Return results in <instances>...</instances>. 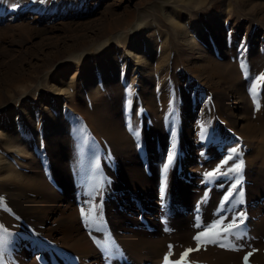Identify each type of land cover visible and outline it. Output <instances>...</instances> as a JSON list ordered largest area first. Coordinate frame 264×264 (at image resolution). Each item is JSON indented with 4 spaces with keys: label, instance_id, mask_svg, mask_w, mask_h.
<instances>
[{
    "label": "bare ground",
    "instance_id": "6f19581e",
    "mask_svg": "<svg viewBox=\"0 0 264 264\" xmlns=\"http://www.w3.org/2000/svg\"><path fill=\"white\" fill-rule=\"evenodd\" d=\"M213 21V24L209 23V20L201 21L199 27L194 23L189 28L180 21L175 24L181 34L180 50L188 63V71L199 75L201 79L204 78L203 80H206L209 75L214 83L211 84V89L215 93L218 116L216 119L214 115H210L203 126L199 124L202 126V135L204 132L205 135L198 138V141L201 142L204 152L215 155L224 144L233 140L232 134L229 135L230 132L238 137L241 136L250 148L247 151L249 169L247 176L253 184L249 186V189L255 197H258L262 195L264 189V150L261 143L264 130L258 132V123L248 116L250 107L244 96H237L235 101V104L239 103L237 107L242 110L240 117L227 112V107L229 108L230 105L227 95L233 87L228 81L229 75L226 69L223 71L218 68L219 65L215 64L216 59L213 55L223 56L228 50L224 48L221 23L215 19ZM196 31L199 35L197 40L194 35ZM187 32L191 34L190 37ZM117 33L115 36H120ZM145 33L133 32L124 39L133 52L130 50L121 52L108 48L101 50L99 54L103 57L99 61L95 60L96 58L93 61L84 60V69L78 79L74 81V74L69 84L50 86L47 91L52 101L43 103L40 101V105L34 104L39 92L43 90L40 84L30 87V91L24 90L27 84L21 86L22 91L20 88L19 91L17 88L14 89L16 106L23 102L25 109L18 108L12 115L3 113L0 117V123H3L0 135L6 142L0 152V197L3 198L0 202V227L7 230L12 238L9 241L5 239L4 243L0 244V264H162L165 253L169 252V245L173 246V256L170 259H179V254L185 248H195L192 238L199 229L192 224L195 207L203 203L199 201V198L207 193L206 198L213 199L216 197V192L221 193L225 188L226 182L221 181L215 184L209 179L198 180L192 177L193 174L188 175L185 163L191 159L187 154L184 156L186 158L180 162L181 165L177 163V166L172 163V155L171 158L169 157L171 164L168 159L170 166L166 168V176L157 174V169L153 165L159 157L157 159L154 152L151 155L152 166L149 167L146 164L143 168L142 164L146 158L139 157L134 140L132 141V136L129 137L127 130L125 133L124 125L130 129L131 124L135 123L134 129L142 131L140 136L139 133L136 132V134L146 152L148 147H152L154 141L164 143L162 139L167 133L161 125L157 124L154 129L155 122L151 123V126L147 123L148 116L156 115L153 95L154 92L162 93L161 91L167 86V72L165 65H159L166 61V49L161 48L162 50L155 52L156 37L151 35L140 40L145 37ZM209 36L215 38L216 47L208 45L206 38ZM118 38L120 40V37ZM144 46L147 50L146 54H143ZM128 55L135 58L136 66L131 69L130 75L125 73L133 59ZM72 63L76 67L80 65L77 58ZM222 83L227 85H221ZM103 85L110 90L111 94L108 95L110 100L104 101L101 98L100 89ZM28 96L32 97L33 103L29 102ZM85 99L91 101L89 105H92V111L89 110ZM5 109L7 107H4ZM75 113L84 115V120L81 121L84 122L85 139L81 149L77 146L74 153V149L69 144L72 138L69 137V130L76 125ZM93 114L104 118V123H93L91 120ZM239 119L242 121L240 125ZM180 123L183 128H181V136H185V139L189 138L192 130L188 128V122L183 117ZM13 124L17 133L6 137L2 131ZM176 132L175 130L173 133ZM108 146L112 147L110 151L115 155L113 160L110 156H106ZM80 150L86 155L84 159L88 165L108 171L110 179L112 177L115 181L113 189L117 192L116 194L110 187L104 189V209L96 219V230L90 234L82 232L75 218V211L70 208L71 197L77 196L78 185L75 183V174L72 173L66 159L71 157L73 160L72 153L77 155ZM89 151L95 155L92 159L87 156ZM80 155L79 153L78 158L81 160ZM98 155L100 158L103 156L105 160L100 161ZM183 155L185 153H180V156ZM95 162L100 163L95 165ZM146 163L149 164L148 160ZM189 169L192 170V168ZM86 173L84 170L79 173L82 177L81 183L84 177H88ZM118 184L121 185L118 186ZM162 194L164 198H157V195L162 197ZM158 201L162 204L161 206ZM218 203L216 201V205ZM210 205L211 202L204 208L208 210ZM67 209L68 212L63 213ZM213 209L217 210L218 207L214 206ZM253 215L257 219L250 220L248 223L243 220V224L233 229L235 235L240 237L239 240H236L233 235H228L227 240H224L222 233L220 241L227 242L229 248L217 249L219 257L213 264H244L243 257L249 252L251 255L248 257L247 264H264L262 258L264 201L257 204ZM13 216L18 217L22 223L15 221ZM209 217V220L205 219V221L211 224L219 219L222 227H227L233 220L231 216L213 218L211 215ZM159 222H169V225L166 229L161 227V230H157L155 228L160 226ZM103 223L108 226L107 229L102 227ZM21 224L29 225L31 233L24 237L16 234L22 231L19 230ZM147 224L153 227L151 233ZM165 231L172 232L166 234L163 233ZM105 232L111 235V244L105 240L107 235ZM26 237L31 238L30 243L25 241ZM206 245L192 252L187 264H193L189 262L190 259L196 260L201 256L200 253L204 254L205 252L201 251ZM233 245L239 250H232ZM209 247L208 251L211 250ZM254 248L258 249L257 252H253Z\"/></svg>",
    "mask_w": 264,
    "mask_h": 264
},
{
    "label": "rangeland",
    "instance_id": "374dc122",
    "mask_svg": "<svg viewBox=\"0 0 264 264\" xmlns=\"http://www.w3.org/2000/svg\"><path fill=\"white\" fill-rule=\"evenodd\" d=\"M0 13V117L3 116V113L12 115L14 110L18 108L25 109L23 102L16 106L14 98L16 96L13 94L15 88L22 91L21 86L27 84L24 90L28 89L30 91V87L40 84L43 90H41V93L39 92L34 104L40 105V101L42 103L52 101L53 99L49 98V91H47L50 86L61 83L69 84L72 82L70 79L74 74V81L76 78L78 79L84 69V60L93 61L96 58L95 60L99 61L103 57L99 54L101 50L108 48L121 52L129 50L133 52L129 49V44L124 41L133 32H146L145 37L140 40L154 35L157 45L155 52L159 49H166V61L159 65L163 64L166 67L167 86L160 94L154 92L153 100L156 115L148 116L147 123L151 126L155 122L153 124L154 129L157 124L163 127L165 133L167 132L165 138L162 139L164 143L154 141L151 145L152 149L147 145L148 151L146 152L138 137L142 134V131L134 129L135 123L131 124L130 129L124 125V129L126 127L125 133L128 132L129 137L132 136L131 139L134 140L135 150L138 151L139 157L146 158L145 160L149 162L148 164L145 161L142 164L143 168L146 164L149 167L152 166L151 155L154 152L157 159L158 157L159 159L156 160L153 166L156 167L159 176H166V168L170 166L171 159H173L174 166H177V163L180 164L182 159L186 158L184 156L188 155L191 159L185 163L188 175L192 176L191 174H193L192 177L198 180L209 179L215 184L221 181L226 182L225 188L221 193L216 192V197H213V199H207V193L199 198V201L203 203H200L194 209L192 226L201 224L202 227L209 224L205 219L209 220L211 215L213 218L231 216L235 218L237 225L241 224V219L247 221V223L250 220L257 219L253 215V210L256 209L259 202L264 201V189L262 195L258 197L250 192L249 186L253 184L247 176L249 170L247 167V151L250 148L243 138L230 132L229 135L232 134L233 140L224 144L215 155L204 152L201 142L198 141L205 135V132L202 135L203 130H201V127L208 120V116L214 115L216 119L218 116L214 98L215 93L211 89V84L214 83L209 75H207L206 81L203 80L204 78L201 79L199 75L188 71V63L180 50L181 34H179L175 24L180 21L189 28L194 23L199 27L201 21L207 22L209 20V23L213 24L215 19L221 23L222 38L225 42L224 48L228 51L223 56H213L216 59L215 64L219 65L218 68L223 71L226 69L227 75H229L228 81L231 82L234 89L228 91L227 99L230 101V105L229 108L227 107V112H232L235 116L240 117L242 110L237 107L239 103L235 104V101L237 96H244L250 107L248 116L258 123V132H260L264 130V0H0ZM115 33L120 34L118 36L120 40L115 36ZM187 33L190 37L191 34ZM194 35L197 40V37H199L198 32L196 31ZM206 41L208 45L214 46L216 40L213 36H209ZM144 49L143 54H146L145 46ZM128 56L133 57L132 55ZM75 58L80 61V65L77 67L72 63ZM134 64L135 58L133 57L130 67L125 70L126 74H131ZM242 64L245 67H242ZM92 66H94V62H92ZM221 85L226 86L227 84L222 83ZM107 89L104 85L100 89L101 98L104 101L106 99L110 100L108 95L111 93ZM27 99L30 103H33L32 97L28 96ZM85 100L89 110L92 111V105H89L91 101ZM4 107H7V109L4 110ZM147 112L150 114L149 111ZM79 115L76 114L75 127L69 130V137H72L69 144L74 149V153L76 148L80 147L81 149L82 142L85 139L84 122L81 121L84 120V115ZM183 117L188 122V128L192 130L187 139H185V136H181L180 120ZM10 118L13 119L12 116ZM179 118L180 120H178ZM91 120L95 124L104 123V118L94 114L91 116ZM164 121H166L165 124ZM239 121L240 125L242 121L241 119ZM2 127L3 123H0V128ZM161 129L159 130L161 131ZM175 130L177 132L173 133ZM136 132L139 134L137 135ZM2 133H5L6 137L15 135L17 133L15 125L5 128ZM74 134L76 135L73 137ZM151 138L153 137L151 136ZM0 143L2 145H0L1 152V149L5 147L4 143H6L1 135ZM261 143H263L262 149L264 150V138H261ZM107 148L108 153H106V156H110L113 160L115 155L113 152L111 153L112 147L108 146ZM233 149H235V152L232 151ZM100 151L103 152L101 149ZM170 152L171 154H168ZM74 153H72L74 161L71 160V157L66 159V163L70 164L72 173L75 174V183L78 185L76 189L77 196L71 197L72 205H70V208L75 211V218L82 232L90 234L96 230V219L104 209V189H109V187L113 189L115 181L112 177L110 179L108 171L88 165L84 159L86 155L83 154L82 150L79 152L81 154L79 157L83 161L78 158L79 153L77 155ZM180 153H185V155L180 156ZM87 156L92 159L95 155L89 151ZM228 157H231V159H228ZM168 159H170L169 163L167 162ZM99 160H105V158L102 156ZM99 163L97 162L95 165ZM237 164H242L241 170L239 172L231 171L230 169ZM189 168H192V170ZM82 170L88 174V177H84L83 183H81L80 179L82 177L79 174L82 173ZM209 172H212L213 175L207 176L206 173ZM233 184L237 185L236 189L232 188ZM120 185L118 184V186ZM113 190L115 191V189ZM115 193L117 194L116 191ZM159 195H157V198H164V194H162V197ZM226 197H228L227 200ZM221 198L223 200H220ZM216 201L219 202L218 205H216ZM159 202L158 204L161 206L162 204ZM210 202V209L206 210L204 207ZM49 203L52 204V202ZM214 206H217L218 209H213ZM219 207L221 208L219 209ZM67 212L68 209L63 213ZM54 213L52 209V214ZM241 213H243V216H241ZM13 218L15 221L22 223L18 220V217L13 216ZM158 225L160 226L155 229L161 230V227L166 229L169 222H159ZM102 227L108 228L104 223ZM19 228L22 231L16 234L23 237L31 233L29 225L21 224ZM152 228L151 225H148L149 232H152ZM163 233L169 234L167 231ZM9 234L7 230L0 227V244L4 243L5 239L12 240ZM106 234L107 232H105ZM106 237L107 243L111 244V235L108 233ZM24 239L27 243L28 241L31 242L30 237ZM220 242L225 243L222 240ZM207 245L201 251L205 252L204 254L200 253L201 256L196 260L190 259L189 262L193 264H213L216 258L219 257L217 249L226 250L229 248V244H227V247L219 246V248L217 244ZM208 247L211 250L208 251ZM254 249L253 252H257L258 249ZM262 258L264 259V253Z\"/></svg>",
    "mask_w": 264,
    "mask_h": 264
},
{
    "label": "snow or ice",
    "instance_id": "6c2138e0",
    "mask_svg": "<svg viewBox=\"0 0 264 264\" xmlns=\"http://www.w3.org/2000/svg\"><path fill=\"white\" fill-rule=\"evenodd\" d=\"M242 67H245V65L242 64ZM232 151L235 152V149H233ZM228 159H231V157H228ZM241 167H242V164H237L234 168L230 170L239 172L241 170ZM206 175L212 176L213 173L209 172V173H206ZM232 188L236 189L237 185L233 184ZM225 199L227 200L228 197H226ZM2 200L3 198L0 197V202H2ZM82 215H83V210H82ZM241 216H243V213H241ZM240 223L243 224V219L240 220ZM195 226L199 229L197 234L194 235L192 238L193 241L195 242V248H192V247L185 248L184 251H182L179 254V259H170V257L173 256V253H172L173 246L169 245V252L165 253L162 264H187L189 255L194 251L200 250V248L204 244H218V246L220 247H226L225 243L220 242L222 233L224 234L222 237L224 240H227L228 235L235 236L236 240L240 239V237L238 235H235V233L233 232V229L238 227V225L235 223V218H233L232 222L229 223L227 227H222L219 219H217L216 221H213L211 224H205L202 227H201V224H197ZM232 250H239V248L233 245ZM250 255H251V252H249L243 257L244 264H247L248 257Z\"/></svg>",
    "mask_w": 264,
    "mask_h": 264
}]
</instances>
